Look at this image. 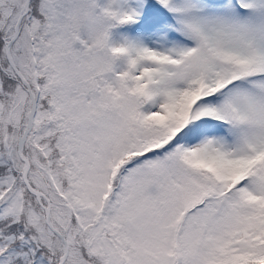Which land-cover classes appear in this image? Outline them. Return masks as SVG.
I'll return each instance as SVG.
<instances>
[{"label":"snow or ice","instance_id":"snow-or-ice-1","mask_svg":"<svg viewBox=\"0 0 264 264\" xmlns=\"http://www.w3.org/2000/svg\"><path fill=\"white\" fill-rule=\"evenodd\" d=\"M0 264H264V0H0Z\"/></svg>","mask_w":264,"mask_h":264}]
</instances>
